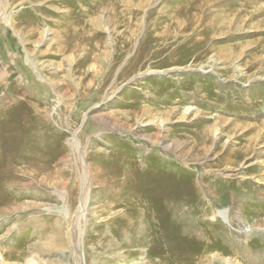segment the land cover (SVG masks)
<instances>
[{"label": "rangeland", "instance_id": "374dc122", "mask_svg": "<svg viewBox=\"0 0 264 264\" xmlns=\"http://www.w3.org/2000/svg\"><path fill=\"white\" fill-rule=\"evenodd\" d=\"M0 264H264V0H0Z\"/></svg>", "mask_w": 264, "mask_h": 264}, {"label": "bare ground", "instance_id": "6f19581e", "mask_svg": "<svg viewBox=\"0 0 264 264\" xmlns=\"http://www.w3.org/2000/svg\"><path fill=\"white\" fill-rule=\"evenodd\" d=\"M82 205H83V203H82ZM81 206V205H80Z\"/></svg>", "mask_w": 264, "mask_h": 264}]
</instances>
